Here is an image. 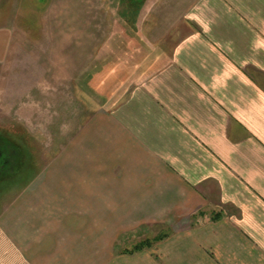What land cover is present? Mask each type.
<instances>
[{
    "label": "crops",
    "instance_id": "obj_1",
    "mask_svg": "<svg viewBox=\"0 0 264 264\" xmlns=\"http://www.w3.org/2000/svg\"><path fill=\"white\" fill-rule=\"evenodd\" d=\"M141 8L155 48L133 51L108 110L46 131L50 157L0 211V264H264V0ZM4 18L0 67L22 49ZM97 45L66 53L78 75Z\"/></svg>",
    "mask_w": 264,
    "mask_h": 264
},
{
    "label": "rangeland",
    "instance_id": "obj_2",
    "mask_svg": "<svg viewBox=\"0 0 264 264\" xmlns=\"http://www.w3.org/2000/svg\"><path fill=\"white\" fill-rule=\"evenodd\" d=\"M0 7L1 18L12 21L22 35L21 51L0 67V137L23 145L30 165L7 179L11 182L0 192L1 211L38 176L50 157L44 137L50 126L63 128L68 124L66 116L84 109L108 110L110 91L127 79L128 67H137L133 51L147 46L151 52L155 46L141 40V26L135 24L144 10L126 13L119 0H0ZM127 35L133 38L125 41ZM83 39L90 49L94 44L102 49L78 75L76 56L66 53L75 52ZM49 49L57 51L45 55ZM70 64L72 70L67 71ZM134 236L130 240L127 235L125 248L133 246Z\"/></svg>",
    "mask_w": 264,
    "mask_h": 264
},
{
    "label": "trees",
    "instance_id": "obj_3",
    "mask_svg": "<svg viewBox=\"0 0 264 264\" xmlns=\"http://www.w3.org/2000/svg\"><path fill=\"white\" fill-rule=\"evenodd\" d=\"M145 1L146 0H119V4L123 5V11H126V13L131 11L138 12V10L141 8V5ZM135 19L137 20V18ZM126 34L128 33H124V35ZM115 70L117 71L116 67ZM19 146L21 145L16 144L8 137H0V181L2 179L6 180L3 184L2 181L0 182V192H3L9 187L11 181H8L7 179H10L17 173V171H26L24 168L30 167L27 160L28 152L23 145L21 147ZM162 236V233L152 236L148 235L144 239L134 243L130 249L122 247L119 249V251L121 253H132L144 247L151 246L152 242L157 241L158 239L162 238Z\"/></svg>",
    "mask_w": 264,
    "mask_h": 264
}]
</instances>
